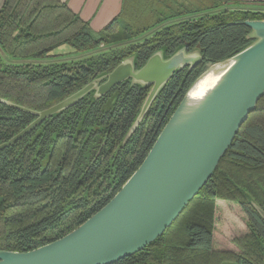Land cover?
Listing matches in <instances>:
<instances>
[{
	"label": "trees",
	"instance_id": "16d2710c",
	"mask_svg": "<svg viewBox=\"0 0 264 264\" xmlns=\"http://www.w3.org/2000/svg\"><path fill=\"white\" fill-rule=\"evenodd\" d=\"M126 2L123 13L96 33L60 0H4L0 7V99L34 111L48 109L131 56L135 69L156 51L167 58L184 47L202 57L191 71L171 76L129 136L149 89L124 81L98 98L91 91L1 150L0 250L37 249L99 211L142 163L195 80L253 42L243 22L264 20L263 10L238 2L205 0L193 8L177 0ZM196 14L200 16L180 20ZM145 16L154 20L141 29L131 25ZM168 21L174 22L140 44H129L126 51L113 48ZM61 45L75 54L109 49L74 62L52 54ZM34 120L0 103V144ZM260 212L264 95L210 179L171 226L143 250L114 264H264ZM222 233L233 234L224 237L226 246L218 240Z\"/></svg>",
	"mask_w": 264,
	"mask_h": 264
},
{
	"label": "water",
	"instance_id": "95a60500",
	"mask_svg": "<svg viewBox=\"0 0 264 264\" xmlns=\"http://www.w3.org/2000/svg\"><path fill=\"white\" fill-rule=\"evenodd\" d=\"M243 24L250 29L248 38L253 42L229 59L209 66L195 80L142 163L99 211L37 249L0 250V264H114L159 238L210 179L264 95V20ZM133 59H124L108 74L45 110L34 111L0 99L2 104L35 116L33 122L0 144V151L91 91L98 98L124 81L149 89L129 136L171 76L183 69L189 72L202 61L199 51L187 52L184 47L167 58L156 51L138 69ZM216 65H222L223 71L199 96L192 97L196 84ZM260 214L264 218V213Z\"/></svg>",
	"mask_w": 264,
	"mask_h": 264
},
{
	"label": "crops",
	"instance_id": "0c3cea01",
	"mask_svg": "<svg viewBox=\"0 0 264 264\" xmlns=\"http://www.w3.org/2000/svg\"><path fill=\"white\" fill-rule=\"evenodd\" d=\"M81 20L89 25L92 32L103 29L111 20L123 13L126 0H60ZM231 3L238 2L256 10L264 11V0H221ZM4 0H0V7Z\"/></svg>",
	"mask_w": 264,
	"mask_h": 264
},
{
	"label": "rangeland",
	"instance_id": "374dc122",
	"mask_svg": "<svg viewBox=\"0 0 264 264\" xmlns=\"http://www.w3.org/2000/svg\"><path fill=\"white\" fill-rule=\"evenodd\" d=\"M178 2H182L185 6H191V8L193 7H196V5H199L200 3H203L205 4V0H177ZM206 3H210L209 1H207ZM226 7H229V6H226ZM233 7V6H232ZM245 8V7H244ZM248 8V7H246ZM249 9V8H248ZM137 11H140V10H137ZM202 14H205V13H202ZM198 16H200V14H196V15H189V16H185V17H182L180 20H190V19H193V18H197ZM126 17V15L124 16ZM153 17L151 16H145V19L143 21H135V22H132L131 25L134 26L135 28H143L145 27V25L147 24H150L151 21H153ZM177 21V20H176ZM174 21H168L162 25H158L150 30H148L147 32L143 33L142 35H140L139 37L135 38V39H132L126 43H123V44H117L115 46H113V48H115V50L118 52V51H126L128 49V46L129 44H140L143 42L144 39H148L150 38L155 32H157L159 29H161L162 27H164L165 25L167 24H170V23H173ZM109 48L107 47H100L98 50L96 51H93V52H88V53H84V54H75L73 49L69 46V45H61L57 48H55L53 51H52V54L53 55H63V57L65 58H61L59 60H64V61H67V60H74V62H80V61H84L86 59H89L92 57H95L96 53L95 52H107ZM48 62H53V61H47L45 63H48ZM69 62V61H68ZM223 65V64H222ZM223 67L221 68V71H223ZM224 233H222L220 235V237H218V240L223 243L224 246L228 245L225 243V240H224V237L226 238H231L233 237V234L230 233L229 236L228 235H224V237L222 236ZM228 240V239H227Z\"/></svg>",
	"mask_w": 264,
	"mask_h": 264
},
{
	"label": "bare ground",
	"instance_id": "6f19581e",
	"mask_svg": "<svg viewBox=\"0 0 264 264\" xmlns=\"http://www.w3.org/2000/svg\"><path fill=\"white\" fill-rule=\"evenodd\" d=\"M222 65H216L205 74L196 84L194 90L191 92L192 97L199 96L206 88H208L218 77Z\"/></svg>",
	"mask_w": 264,
	"mask_h": 264
}]
</instances>
